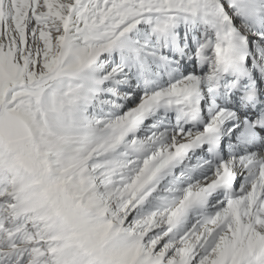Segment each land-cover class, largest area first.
<instances>
[{
    "label": "snow or ice",
    "instance_id": "obj_1",
    "mask_svg": "<svg viewBox=\"0 0 264 264\" xmlns=\"http://www.w3.org/2000/svg\"><path fill=\"white\" fill-rule=\"evenodd\" d=\"M0 264H264V0H0Z\"/></svg>",
    "mask_w": 264,
    "mask_h": 264
}]
</instances>
